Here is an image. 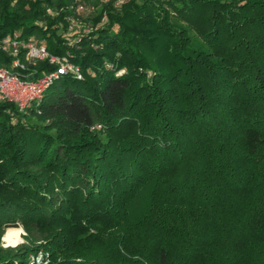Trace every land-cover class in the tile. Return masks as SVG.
<instances>
[{"label":"trees","instance_id":"16d2710c","mask_svg":"<svg viewBox=\"0 0 264 264\" xmlns=\"http://www.w3.org/2000/svg\"><path fill=\"white\" fill-rule=\"evenodd\" d=\"M117 2L74 36L76 0H0V38L81 73L36 108L0 102V237L28 232L0 264L42 245L47 264H264V0ZM101 241L121 259L91 255Z\"/></svg>","mask_w":264,"mask_h":264},{"label":"built area","instance_id":"2783aa9c","mask_svg":"<svg viewBox=\"0 0 264 264\" xmlns=\"http://www.w3.org/2000/svg\"><path fill=\"white\" fill-rule=\"evenodd\" d=\"M75 5V12L78 15H84L89 8L80 3ZM106 20L104 15L102 22ZM68 22L72 29H80V33L90 32L79 24L80 19L70 17ZM0 50L11 60L6 64H0V102H9L16 105L20 110H24L33 103H41L47 90L53 85L61 75L69 72L81 77L80 68L72 63L67 56H59L49 52L45 39H38L35 36L20 38L18 32L0 38ZM40 62H47L55 68L46 71L41 76L32 78L34 67ZM31 64L33 69L27 75H20L19 71L28 69L27 65Z\"/></svg>","mask_w":264,"mask_h":264},{"label":"rangeland","instance_id":"374dc122","mask_svg":"<svg viewBox=\"0 0 264 264\" xmlns=\"http://www.w3.org/2000/svg\"><path fill=\"white\" fill-rule=\"evenodd\" d=\"M82 1L89 8V10L85 11L84 15L82 16L83 22L79 24L80 26L84 27V29H82V30H85V29H89V27L87 26V23H88L87 21L92 19V18L97 17V14L100 11L103 2L107 1V0H82ZM118 2L121 3L122 0H118ZM118 2H117V4H120ZM203 19L205 20V18H203ZM80 21H82V19ZM67 24H68V27H67L68 30L66 29L67 35H74L75 36V35H78L80 33V31H81L80 29H77V28L72 29V26H70V23L68 21H67ZM36 105H38V103H33V108H36ZM92 130L94 132L100 133V132L105 130V124L103 122H98L95 124L94 127H92ZM8 228L20 229V231H21V234H20L21 240H20V242H18L16 244V246L21 244V243H24L26 241V238L28 236V232L21 222L9 224ZM40 233L42 234V236L47 234V232L43 229H41ZM38 244H43V243L38 242ZM90 246L91 247H90L89 252L93 256L108 254L107 260H109L112 263L119 261L121 259L119 253L115 252L114 249L108 250L110 248V245L107 244V242H105V241L97 242L96 244H91ZM122 255H123V253H122ZM50 259H51V257L49 256L48 252L44 251V246L42 245V247L39 248V251H37L34 255L31 256L29 264H47L50 262Z\"/></svg>","mask_w":264,"mask_h":264},{"label":"bare ground","instance_id":"6f19581e","mask_svg":"<svg viewBox=\"0 0 264 264\" xmlns=\"http://www.w3.org/2000/svg\"><path fill=\"white\" fill-rule=\"evenodd\" d=\"M12 233H15V235H10ZM20 234H21L20 229L8 228L4 235V237L7 236V240L5 242L9 243L10 246L13 243L17 244L21 240Z\"/></svg>","mask_w":264,"mask_h":264},{"label":"clouds","instance_id":"9594fccd","mask_svg":"<svg viewBox=\"0 0 264 264\" xmlns=\"http://www.w3.org/2000/svg\"><path fill=\"white\" fill-rule=\"evenodd\" d=\"M13 234V233H12ZM7 240V236L5 237H0V247H4V248H7L9 247V243L5 242ZM12 247H15L16 244H11Z\"/></svg>","mask_w":264,"mask_h":264},{"label":"snow or ice","instance_id":"6c2138e0","mask_svg":"<svg viewBox=\"0 0 264 264\" xmlns=\"http://www.w3.org/2000/svg\"><path fill=\"white\" fill-rule=\"evenodd\" d=\"M10 235H15V233H13V234H10Z\"/></svg>","mask_w":264,"mask_h":264}]
</instances>
